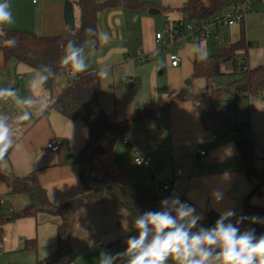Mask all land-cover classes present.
I'll return each instance as SVG.
<instances>
[{
  "label": "crops",
  "instance_id": "1",
  "mask_svg": "<svg viewBox=\"0 0 264 264\" xmlns=\"http://www.w3.org/2000/svg\"><path fill=\"white\" fill-rule=\"evenodd\" d=\"M139 1L146 3L145 8L99 13L98 43L85 55L89 67L83 73L98 75L99 105L110 122L127 121L133 112L150 104L159 105V113L153 122L133 127L124 136L130 140V145L119 143L111 154L100 157L98 162L119 170L129 185L143 184L157 196L171 199L175 195L182 203H191L196 213L203 217L193 228L195 230L215 224L220 214L229 209L236 212L231 218L235 223L242 214V200L253 187L243 171L236 144L252 143L255 168L264 162V96H250L234 102L239 108L235 112L201 116L193 99L195 96L209 93L210 104L218 103L224 108L232 99L235 85L242 86L243 83L241 75L228 74L218 78L221 89L213 92L210 79L192 76V62L199 55L195 45L203 42L208 57L216 56L221 48L237 42L243 31L248 68L264 67V0L251 4L241 28L233 26L222 32L213 26L209 28L213 37L196 43L181 40L180 63L175 68L170 66L167 53L156 49L154 35L162 30L164 17L168 16L174 23L182 21L185 15L180 10L191 0ZM64 2L38 0L33 4L29 0H9L13 22L0 25V28L32 32L37 36L65 34L69 31L64 21ZM150 9L158 10V17L148 14ZM73 15L74 28H77L79 12L75 6ZM104 34L108 36L107 41L101 39ZM218 41L223 46L214 51L211 47ZM138 50L149 55V61L134 65L132 61ZM16 64L5 65L0 60V71L14 75L9 69L16 68ZM16 69L19 73H28V77L23 76L25 80L19 81L17 89L12 90L15 95L7 98L20 117L28 112L31 118L20 120L17 133L11 137L14 145L0 161V198L9 192V179L34 174L47 192L50 203L60 207L84 194L79 180V154L87 139V129L83 123L67 120L46 107V100L33 92L35 74L26 68ZM101 70L108 71V79L99 76ZM63 75L65 79L60 81L61 86L55 77V97L70 84V79ZM130 79L133 83L128 84ZM179 93L186 99L168 104V97ZM25 100H31L32 105L24 104ZM227 114L235 117L242 114L245 122L237 118L235 124H225L223 118ZM9 124L11 131L15 130L16 126ZM233 132L236 135H231ZM201 139L203 143L198 142ZM51 142L58 143L57 152L46 149ZM228 145L234 146V155L220 162L219 153ZM199 151L204 155L200 156ZM136 154L151 159L149 168L134 166ZM177 171L182 173L180 178H175ZM225 171L232 174L228 185L219 179ZM166 184L170 186L169 191L163 190ZM215 188L225 190L223 200L218 203L212 196ZM11 200L14 212L29 204L25 195L14 196ZM249 204L264 208V190L251 197ZM2 212L0 210V214ZM59 223L58 217L41 213L36 219H22L4 225L0 264H36L38 260L50 258L59 249L56 243ZM239 227L241 231L257 228L264 234V224L253 226L245 221ZM129 237L125 211L106 196L96 198L68 216L65 239L70 254H65L63 249L62 255L52 264H99L101 252L113 256L124 252ZM32 239L37 244L36 251H24V242ZM126 260L127 257H121L114 260V264H126ZM168 264H174L171 257Z\"/></svg>",
  "mask_w": 264,
  "mask_h": 264
},
{
  "label": "trees",
  "instance_id": "2",
  "mask_svg": "<svg viewBox=\"0 0 264 264\" xmlns=\"http://www.w3.org/2000/svg\"><path fill=\"white\" fill-rule=\"evenodd\" d=\"M69 1L79 12L78 27L72 32L54 36H37L32 32L16 31L0 28V60L3 64L21 63L33 69L41 77H47L42 88L51 96L55 77L67 66L62 61L68 54L69 42L74 47L84 49L88 42L93 48L98 43L97 18L99 13L106 10L126 9L138 10L145 8V2L139 0H64ZM236 0H191L180 11L185 15L183 22L207 23L220 14L229 2ZM240 28L242 25H239ZM88 28L94 33H87ZM15 40L12 45L10 41ZM247 43L243 31L240 38L233 44L226 45L216 56L201 61L196 55L193 59V77L209 80L213 77L232 74L241 75L242 86L235 85L229 102L237 103L242 98L264 93V67L243 69L246 62ZM229 71V72H228ZM237 83V82H236ZM235 83V84H236ZM246 92L247 96H242ZM100 85L97 74L79 75L73 83L65 87L59 95L49 99V107L70 121L81 122L87 129V139L79 154V180L84 194L77 200L69 201L60 207L53 206L47 192L39 185L34 174L24 178H11L7 181L8 194L6 197L25 195L28 206L14 212L11 206L0 207V242L3 238V226L22 219H36L41 213L58 217L60 223L56 228V243L59 249L50 258L38 260L36 264H52L62 255L66 247V232L68 216L96 198L106 196L125 211L126 227L129 236L137 230L134 223L137 216L150 211L161 210V201L166 196H157L143 184H127V179L119 170L110 164H99L98 159L111 154L122 138L133 128L145 126L158 116L160 106L150 104L139 109L124 122H110L99 105ZM181 93L168 97V104L185 100ZM194 101L201 116L208 115L211 105L209 93L195 96ZM234 103L235 109L239 108ZM242 115V114H241ZM243 116V115H242ZM244 117V116H243ZM237 152L242 162L243 171L253 185L252 189L242 200V214L245 216H260L264 218V208L253 207L249 204L251 197L259 195L264 190V172L258 175L254 166V153L251 142H238ZM12 199V198H11ZM245 222V221H244ZM215 224H211L214 227ZM255 226V224H252ZM256 229V234L261 233ZM197 230L192 229V232ZM34 239L24 242V251H36Z\"/></svg>",
  "mask_w": 264,
  "mask_h": 264
},
{
  "label": "clouds",
  "instance_id": "3",
  "mask_svg": "<svg viewBox=\"0 0 264 264\" xmlns=\"http://www.w3.org/2000/svg\"><path fill=\"white\" fill-rule=\"evenodd\" d=\"M13 15L10 10L9 0H0V25L11 24ZM87 33H94V29L88 28ZM101 39L107 41L104 34ZM12 45L15 40L10 41ZM199 51L198 58L205 61L208 58L207 50L200 42L195 45ZM68 54L63 63L70 65L72 76L83 73L88 69L82 55V49L76 48L73 42H69ZM99 76L108 79V71L101 70ZM47 79L41 77L40 83ZM35 87V84H33ZM15 93L10 89H0V98L11 97ZM24 104L31 106V100H25ZM31 114L25 112L20 120H28ZM11 129L5 118L0 117V161H2L14 142L11 138ZM198 142L203 143V140ZM234 155V146L228 145L219 153V160L230 158ZM140 161L138 160L137 163ZM232 174L225 171L219 177L223 184L231 182ZM225 190L215 188L212 196L215 202L224 198ZM236 216L233 209L222 212L216 220L214 227H199L198 222L203 218L197 214L195 208L187 203H182L177 196L161 201V210L150 211L135 219V229L138 236H130L126 250L113 256L107 252L99 255V264H114V260L127 257L126 264H168L171 257L174 264H264V234H256L255 228H246L241 231L239 225L248 221L250 224H264V218L260 216H239L235 223L231 218ZM227 221V223H226ZM150 237V239H149Z\"/></svg>",
  "mask_w": 264,
  "mask_h": 264
},
{
  "label": "built area",
  "instance_id": "4",
  "mask_svg": "<svg viewBox=\"0 0 264 264\" xmlns=\"http://www.w3.org/2000/svg\"><path fill=\"white\" fill-rule=\"evenodd\" d=\"M31 3L35 4L38 0H29ZM256 0H236L235 2H229L228 6L225 7L220 14L215 16L212 21L207 23H193V22H172V20L166 16L163 19L162 30L155 33L154 35V43L155 47L158 51L167 53L168 60L170 62V66L177 67L180 63V57L178 51L180 49L179 42L181 40H188L191 43H196L199 40L207 39L213 37L210 34L209 28L215 26L220 31L224 32L228 28L233 26H239L243 24L244 18L250 10L251 4ZM173 48V49H172ZM169 50H174V52H170ZM149 55L143 53L138 50L136 58L132 61L134 65H139L149 61ZM243 69H247V65L244 64ZM85 73H78L75 77L72 76L71 66H67L65 69V75L70 79V83H73L79 75H83ZM22 80L21 76H14L10 73L0 71V89H10L16 90L18 87V82ZM128 84L133 83V80H127ZM210 89L214 92L221 89L219 85V80L217 77H213L210 79ZM242 96H247L246 92L242 93ZM260 96H264V93L260 94ZM249 97V95H248ZM235 109L233 102H227L224 108L218 104H211L208 107V113L214 115H220L226 112H231ZM0 117L5 118L6 122L12 123L16 126L15 130H12L10 135L14 136L17 131V125L20 122V116L17 111L11 106L7 96L0 98ZM239 119L240 122H245L244 117L240 114L238 117L233 116L232 114H227L224 116L223 121L225 124H235ZM244 125H242L241 128ZM231 135H236L235 132L231 133ZM121 143L123 146L130 145V140L127 137H123ZM46 149L50 152H57L59 149L57 142H51L46 145ZM199 155L203 156L204 152L199 151ZM140 161L137 163V161ZM151 163L150 158H146L139 154H136L133 158V164L136 168L139 169H147L149 168ZM256 172L258 175L264 172V162H261L259 168H256ZM182 173L177 171L175 173V178H180ZM164 191H169L170 186L168 184L164 185ZM11 198L4 197L0 198V207L11 206ZM187 203L189 206L195 208L189 202ZM213 222L214 219L212 218Z\"/></svg>",
  "mask_w": 264,
  "mask_h": 264
},
{
  "label": "rangeland",
  "instance_id": "5",
  "mask_svg": "<svg viewBox=\"0 0 264 264\" xmlns=\"http://www.w3.org/2000/svg\"><path fill=\"white\" fill-rule=\"evenodd\" d=\"M154 16H156V17H158V14L157 15H154ZM218 44L217 45H215V46H212L211 48H213L214 49V51H216L217 49H218V47H222L223 46V43H221L220 41H218L217 42ZM16 68H21V69H24L25 70V68L27 69V70H30L31 72H33L34 74H35V76H36V79H34V80H32V82H33V84H35V87H34V90H33V92L34 93H37L44 101H45V103H46V107H48L49 106V102H48V100L51 98V97H55V80H54V87H53V90H52V92H51V96H50V94L48 93V92H46V91H44L43 90V88H42V85H41V83H40V78H41V76L40 75H38L33 69H31V68H29L28 66H26V65H24V64H21V63H17L16 64ZM16 68H14V69H9V71H11L13 74H14V76H21L22 77V81H24L27 77H28V73H26V72H23V74L22 73H19L18 72V70L16 69ZM23 76H24V78H23ZM62 77V78H61ZM65 79V76L63 75V73L62 72H60L57 76H56V82H60V81H62V80H64ZM59 80V81H58ZM21 81V82H22ZM61 85H63V83L62 82H60V86ZM33 86V85H32ZM234 114V113H233ZM9 126H10V124L9 123H7ZM18 196V195H17ZM13 197V196H12ZM12 197H9V198H12ZM26 197V196H25ZM26 199H27V197H26ZM28 200V199H27ZM0 210H2L1 208H0Z\"/></svg>",
  "mask_w": 264,
  "mask_h": 264
},
{
  "label": "water",
  "instance_id": "6",
  "mask_svg": "<svg viewBox=\"0 0 264 264\" xmlns=\"http://www.w3.org/2000/svg\"><path fill=\"white\" fill-rule=\"evenodd\" d=\"M64 21H65V24H66V26H67V29H68V31L69 32H72V31H74V15H73V5L71 4V2H69V1H65L64 2ZM148 14H150V15H157V14H159V11L158 10H154V9H150L149 11H148ZM92 48H93V44H92V42H88L86 45H85V47H84V49L82 50V55H83V57H85V55L87 54V53H89L91 50H92ZM13 66L12 65H10V68H12ZM208 228H211V226H209ZM64 253L65 254H70V250H69V248H65V250H64Z\"/></svg>",
  "mask_w": 264,
  "mask_h": 264
}]
</instances>
